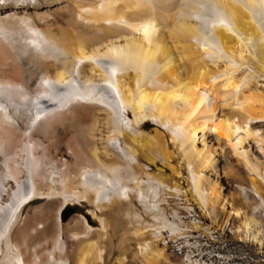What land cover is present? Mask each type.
I'll return each mask as SVG.
<instances>
[{"label":"bare ground","instance_id":"bare-ground-1","mask_svg":"<svg viewBox=\"0 0 264 264\" xmlns=\"http://www.w3.org/2000/svg\"><path fill=\"white\" fill-rule=\"evenodd\" d=\"M259 158L264 0H0V264H178L181 198L262 248Z\"/></svg>","mask_w":264,"mask_h":264},{"label":"rangeland","instance_id":"rangeland-1","mask_svg":"<svg viewBox=\"0 0 264 264\" xmlns=\"http://www.w3.org/2000/svg\"><path fill=\"white\" fill-rule=\"evenodd\" d=\"M259 162L264 163V159L259 158ZM171 164L176 166V161L172 160ZM232 164L235 165L233 162ZM238 168L235 169V173L237 170L240 173L237 172L235 177L219 172L218 188L222 197L228 198L231 203L233 201V205L244 203V199L254 202V197H251L246 191L243 193V190H241V188L250 187L249 178L251 176L243 168ZM34 203L40 204L41 201L37 199ZM191 204V202H186L184 198H181L179 206L176 207V210L178 209L177 211L181 213L180 224L186 233V239L178 238V240L176 239L170 242L171 237L169 234H165V241L163 242L168 243L167 256L170 262L181 264V261L191 259L194 264H264L263 247L259 248L248 242L239 241L236 238L235 227L239 224V220L237 221L235 218L230 219L225 224L227 214H223L219 208L214 224L207 215H201V210L197 209V206ZM243 206L246 209L247 206L242 204ZM73 207L75 210L71 214H75L82 219L84 218L77 211H90V208L84 204L82 206L71 205L67 208L64 206L61 207L59 214L64 215L67 210L70 211ZM165 210H167L166 212L169 215L170 208L166 207ZM228 211H230L229 208ZM256 216L261 225V222H264V220L260 218L259 214H256ZM196 226L200 227V230L194 229ZM119 233L117 238H120L124 234V232ZM63 240H65L67 249L76 250H74L76 248V242L74 240L68 239L65 235H63ZM186 246L187 248H185ZM116 256H118V253ZM158 260L156 261L158 264H165L161 258Z\"/></svg>","mask_w":264,"mask_h":264},{"label":"water","instance_id":"water-1","mask_svg":"<svg viewBox=\"0 0 264 264\" xmlns=\"http://www.w3.org/2000/svg\"><path fill=\"white\" fill-rule=\"evenodd\" d=\"M73 210H75V208H72V211L69 213L71 214L73 212ZM86 221V224L93 227L95 224V219L90 217L89 211L87 210H78L77 211ZM67 216V215H66ZM66 216H64L62 219L64 220L66 218Z\"/></svg>","mask_w":264,"mask_h":264},{"label":"built area","instance_id":"built-area-1","mask_svg":"<svg viewBox=\"0 0 264 264\" xmlns=\"http://www.w3.org/2000/svg\"><path fill=\"white\" fill-rule=\"evenodd\" d=\"M244 189L251 197H256V194L252 191V189L249 186L244 188ZM258 214L260 215V218H262V220H264L263 212H260ZM260 229H261V238H262V242H263L262 245L264 248V222H261Z\"/></svg>","mask_w":264,"mask_h":264}]
</instances>
